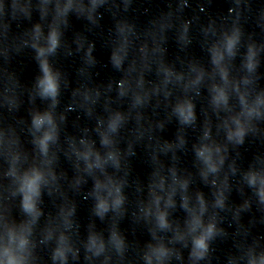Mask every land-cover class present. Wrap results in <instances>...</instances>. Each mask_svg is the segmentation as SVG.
Segmentation results:
<instances>
[{"label":"clouds","instance_id":"clouds-1","mask_svg":"<svg viewBox=\"0 0 264 264\" xmlns=\"http://www.w3.org/2000/svg\"><path fill=\"white\" fill-rule=\"evenodd\" d=\"M231 43L232 42L230 41L229 42V47H231ZM51 44H52V48L49 49L50 51L55 48V45H56L55 37L52 38ZM40 54L41 55L44 54L43 50H41ZM41 67H42V70H43V73H44L43 79L40 81V87L42 89V94L51 95V96L54 97L56 95V92H57L56 79H55L54 75L52 74L51 70L49 69L46 61L42 62ZM46 119L48 120L49 123L51 122L50 121V117H39L38 116V117L35 118L34 124L36 125L37 128H39L40 125H42L45 122ZM235 135L238 136V137H241L243 135V131L242 130H238ZM50 138L51 137L48 136V135H46L44 137V140L41 141V144H42L43 147L46 148V142ZM201 155H203V153H201ZM38 178L39 177H36L33 180L28 182L27 188H28V191L30 193L35 194L37 192L36 180H38ZM251 182H254V179ZM261 197L264 198V191L261 192ZM25 207L27 209H31L32 208L31 197L30 196H26L25 197ZM100 207H101V209H104L105 205L101 204ZM162 223H163V220H162ZM213 231H214V225H209L208 228H207L205 236H202V237L198 238L195 241V246H196L197 249L206 250L207 244L205 243V241H206V239L208 237H210L213 234ZM201 254H202V252H201ZM9 264H14V262L13 261H9ZM253 264H255V262H253ZM261 264H264V260H262Z\"/></svg>","mask_w":264,"mask_h":264}]
</instances>
